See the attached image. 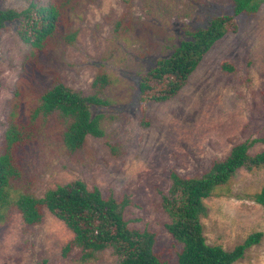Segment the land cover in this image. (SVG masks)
<instances>
[{
	"label": "rangeland",
	"instance_id": "1",
	"mask_svg": "<svg viewBox=\"0 0 264 264\" xmlns=\"http://www.w3.org/2000/svg\"><path fill=\"white\" fill-rule=\"evenodd\" d=\"M31 2L47 5L50 0H0V9L21 11ZM233 10L232 0H83L70 17V30L78 31L76 44L57 40L38 56L31 55L14 25L0 32V155L17 103L28 113L55 82L92 95L100 72L113 80L103 95L109 105L92 109L94 116H104L103 138L90 136L82 150L71 154L52 120L25 149L23 178L14 183L12 202L0 212V264H118L111 250L92 261H83L80 249L65 254L74 234L62 221L46 212L42 224L28 227L15 205L22 194L41 198L77 180L104 197L130 195V226L155 232L156 252L178 264L182 245L168 233L162 208L171 173L200 176L235 145L264 139V4L257 15L237 19L238 31L212 47L175 98L148 103L145 114L140 81L159 59L171 56L186 39L185 30L205 28ZM225 64L233 71L223 69ZM262 150L264 141L253 152ZM263 185L264 169L242 171L230 183L232 197L205 202L210 245L232 251L251 234L263 233L235 264H264V206L237 198Z\"/></svg>",
	"mask_w": 264,
	"mask_h": 264
},
{
	"label": "trees",
	"instance_id": "2",
	"mask_svg": "<svg viewBox=\"0 0 264 264\" xmlns=\"http://www.w3.org/2000/svg\"><path fill=\"white\" fill-rule=\"evenodd\" d=\"M82 1L50 0L47 5L31 2L21 11L0 9V32L14 25L20 39L31 47V55L35 56L47 52L57 40L73 46L78 31L70 30V17ZM232 1V14L213 18L205 28L185 30L186 39L171 56L159 59L142 76L140 98L144 114L148 103H165L175 98L187 86L212 47L226 34L238 31L237 19L242 15H257L264 4V0ZM223 69L233 71L227 64ZM112 82V78L102 71L93 84L94 94L84 95L58 81L28 113L21 103L15 105L0 155V212L12 202L14 183L23 178L25 149L38 139L52 120L59 124L61 140L71 154L82 150L88 137H104V116H94L92 109L109 105L103 95ZM262 141L264 139H248L235 145L225 158L213 161L200 176L171 173V185L162 197V208L169 218L168 233L182 245L178 264H235L261 242L263 233L257 232L232 251L221 245H210L203 220L209 215L206 200L215 196L232 197L230 183L242 171L255 173L264 169V150L253 152ZM237 198L264 206V185L254 194L238 195ZM133 204L130 195L120 200L113 194L104 197L98 188L90 190L80 180L49 190L41 198L22 194L15 202L28 227L42 224L46 212L65 224L74 234L73 240L64 248L65 254L80 249L82 260L92 261L99 253L111 250L118 264H171L156 252L155 232L130 226L126 212ZM35 264L49 262L42 260Z\"/></svg>",
	"mask_w": 264,
	"mask_h": 264
}]
</instances>
